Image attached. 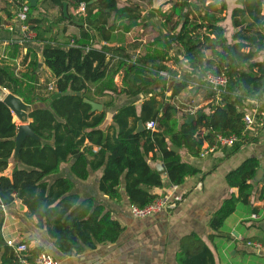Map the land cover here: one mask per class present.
Returning a JSON list of instances; mask_svg holds the SVG:
<instances>
[{"label": "trees", "instance_id": "obj_1", "mask_svg": "<svg viewBox=\"0 0 264 264\" xmlns=\"http://www.w3.org/2000/svg\"><path fill=\"white\" fill-rule=\"evenodd\" d=\"M17 1L12 0L16 11ZM64 2L41 0L38 7H31L27 25L36 38L24 44L22 70L17 72L12 60L0 56V87L28 105L40 106L30 114V126L46 141L27 138L20 151L25 169L11 172L19 125L0 102V264H18L15 248L3 235L5 210L16 203L37 219V227L46 232L58 253L79 256L103 244H116L124 228L103 201L96 197L81 200L76 182L101 174V196L118 203L126 198L131 206L145 208L160 197L154 191L162 190L165 181L170 187H180L200 174L190 159L200 158L206 143L215 144L216 135L239 138L230 149L218 147L223 154L219 164L258 143L264 130V57L259 59L264 54V0H236L232 43L223 26L226 0H169V10L155 9L145 16L138 6L121 5V0H67L68 17ZM81 4L86 5L85 14H72L71 9L77 11ZM12 7L7 5L10 21L16 17ZM153 19L159 21L160 29L143 54L133 58L125 45L112 46L119 33L146 28ZM76 24L79 36L61 42L59 35ZM2 31L0 27V35ZM6 39L10 44L17 41L10 36ZM32 44L39 46V52ZM20 49L14 44V51ZM224 69L229 82L217 103L204 78ZM66 92L83 96L63 95L48 108L44 106L53 95ZM184 92L207 103L195 112L196 121L190 125L185 123L186 114L179 118L181 108L174 103ZM121 97L123 102H119ZM102 98L109 100L101 113L92 112L84 102L101 103ZM256 103H261L258 109ZM255 109L256 125L247 130L244 117ZM111 111L112 122L103 130ZM140 121L145 126L154 122L156 129L138 134ZM159 163L166 170V180L157 170ZM63 170L67 176L61 175ZM260 171L263 177L259 180ZM226 184L238 193L227 195L211 213V233L206 239L195 232L181 238L175 264H225L222 243L232 241L225 227L238 205L260 214L261 208L253 206L251 198L256 186L263 184L259 199L264 202L261 160H244L227 174ZM244 241L259 242L264 248V230ZM239 245L246 246L235 243L236 248ZM42 252L45 249L38 246L27 253L33 261Z\"/></svg>", "mask_w": 264, "mask_h": 264}, {"label": "crops", "instance_id": "obj_2", "mask_svg": "<svg viewBox=\"0 0 264 264\" xmlns=\"http://www.w3.org/2000/svg\"><path fill=\"white\" fill-rule=\"evenodd\" d=\"M123 2L126 3L128 0H124ZM7 5L13 6L11 10L12 14L15 15L16 13L12 0H0V27L3 29L0 35V56L1 58L12 60L15 68L20 71L23 68L22 59L25 55V47L24 44H19L16 41L15 44L21 48L20 52H16L13 50L14 44L6 41V38L9 36L15 40H19L21 36L17 29L19 23L16 21V17L13 21H10L7 17ZM159 5L161 6L157 8L154 4L153 8L147 11L141 7L139 8L143 10L142 14L145 16L151 13L152 10L161 9L163 5L167 7L170 5L172 7L169 4V0H159ZM50 12L55 14L56 10L51 9ZM71 12L74 14L76 11L71 9ZM78 26L79 24L70 26L67 34L59 35V40L66 42L69 36H79L80 28ZM12 27H15V32L11 31ZM138 28L143 29L142 27ZM57 33H55V37ZM31 46L39 52L40 48L38 45L32 44ZM14 55L16 57L12 58ZM168 65L172 67L173 64L170 63ZM174 69L177 70V68ZM184 94L186 95L185 92ZM198 97L201 102L205 105L207 104L200 96ZM186 115L188 116L189 114L186 112ZM180 116H182L181 112ZM112 117L113 115L110 120L105 121L102 126L103 130L111 124ZM260 137L258 143L244 147L240 153L219 164L218 160L223 157V154L218 151L203 159H190L191 164L200 170V174L196 177L188 178L185 184L178 187L176 191H173L172 187L168 186V182L165 181L164 188L162 190L157 189L154 193L160 196L169 195L172 202L166 211L145 219L133 217L131 205L126 198L118 203L109 201L106 197L99 194L98 180L101 174L97 175L95 184H89L91 180L83 183L76 182V193L80 196L81 200L96 197L103 201L124 228L116 244H103L98 246L97 249L88 250L79 256H63L53 248L52 241L46 232L37 227V219L30 218L27 215V208L23 207L21 203H16L13 207L5 210L4 238L6 241L13 240L17 244L29 242L28 247L30 249L41 246L45 249V252L56 256L61 264H175V256L180 248L181 238L195 232L206 239L211 233L209 228L211 213L227 195L233 192L235 194L238 193L237 190H230L228 188L226 184L227 174L250 157L258 158L264 165V130ZM215 166L217 168H214ZM162 176L164 179L167 177L166 173L162 174ZM262 189L263 184H258L256 186V193L251 198L253 206L261 208L260 214L257 215L259 217L258 223H256L257 221L254 222L251 218L254 215L251 213V208L243 206L240 212L236 211L231 216L234 217L232 225L227 226L226 223L225 230L227 232L231 234L235 231L244 238L262 235V229L264 230V202L259 199ZM247 220L251 223L247 222L246 226H248L246 228L242 222ZM242 226H244L242 230L244 235L237 228H242ZM242 250V245H239L236 251L242 252ZM236 251L230 253L231 257L227 255L231 262L233 258L237 257ZM224 253L226 254L225 251ZM251 253L252 251L249 250V255H252Z\"/></svg>", "mask_w": 264, "mask_h": 264}, {"label": "built area", "instance_id": "obj_3", "mask_svg": "<svg viewBox=\"0 0 264 264\" xmlns=\"http://www.w3.org/2000/svg\"><path fill=\"white\" fill-rule=\"evenodd\" d=\"M17 11H16V21L19 23L18 30L21 34L17 43L25 44L26 41H33L36 38V34L32 32L31 28L27 25L29 11L31 9L29 0H18L17 1ZM86 12V5L81 4L80 9L74 12V15L81 16ZM12 32H15V27L11 28ZM16 42H13L15 44ZM18 72V70H17ZM163 76L168 77L166 73H163ZM205 83L215 92V102L219 103L221 100V96L226 92V88L229 82V77L227 75L226 69H224L221 73L209 72L206 74L204 78ZM257 109L261 106V103L255 104ZM257 109L253 111H249L245 117L244 122L246 125V129L249 130L256 125V113ZM196 111L191 110L188 111V114H195ZM146 129L154 131L156 129V124L154 122H148L146 124ZM239 138L235 135L225 137L222 135L215 136V144L211 145L210 143H206L202 148L200 158H206L210 154H214L218 151V147L221 148H232L237 142ZM163 178V176H162ZM164 179V178H163ZM167 177L164 179L166 180ZM173 191L178 189V186H172ZM172 202L171 197L160 196L156 199L151 205L145 208H139L136 206H131V213L136 219H145L151 217L153 215L159 214L161 212L166 211ZM253 220H258V216L256 214L251 217ZM232 242L246 244V246L253 250L254 254H263L264 248L259 242H245L244 237L235 234L232 232L231 234ZM8 245L15 248L17 256H18V264H61L58 260L54 259L51 254L48 252H42L38 256L31 261V256L27 253L29 247L26 243H15L13 240L7 241Z\"/></svg>", "mask_w": 264, "mask_h": 264}, {"label": "rangeland", "instance_id": "obj_4", "mask_svg": "<svg viewBox=\"0 0 264 264\" xmlns=\"http://www.w3.org/2000/svg\"><path fill=\"white\" fill-rule=\"evenodd\" d=\"M123 1L124 0H121V3H120L121 5H123V3H124ZM226 1H227V5H228V10L225 14L226 17H225V20L223 22V26L225 27V30H226V36H227L228 42L232 43L233 42L232 41V35L235 31L233 28V25H232V11L234 10L235 7H237V3H236V0H226ZM128 2H130L134 6L141 7L146 11L152 9L153 8L152 6L154 4L157 8L161 6V5H159V0H128ZM168 8H171L170 5L168 7L166 5H163L161 7V9L163 11L167 10ZM159 29H160L159 21L157 19H153V20H151V22H149V26L147 28H143V29L135 28L130 34H127V35H122L121 33H119L118 35H116V39L112 45L117 46V45L123 44V45L127 46L129 51L131 52L132 57L136 58L140 54H143L145 52L147 43L152 38H154L158 35ZM208 54L210 55V53H208ZM263 57H264V54L259 59H262ZM171 68L172 69L177 68V70H178L179 67L172 65ZM116 83L119 86L121 85V78L119 76L116 77ZM183 94L184 93H182L179 97H177V99L174 102L175 104H177L181 108L180 112L182 113V116L179 115L180 119H182L183 116L186 114V112H188L190 110L197 111L201 108H204L205 104L200 101V98L198 96H193L190 93H186V95L185 94L183 95ZM122 98L123 97H121L119 99V102H123ZM108 100H109L108 98H102L100 100L101 103H99V104L103 105V103H106ZM112 115H113V112L112 111L109 112L107 115L106 121L110 120ZM17 124H19L18 120H17ZM61 175L67 176L68 173L65 172V170H63ZM96 178H97V176L94 175V177L91 178V181L89 184H95ZM80 183H82V182H80ZM255 193H256V191H255ZM243 206L244 205L239 204L237 212H240V210H242ZM233 218L234 217H231V219L228 220L227 226L232 225V223H233L232 219ZM247 222L251 223L248 220L243 221L242 223L244 226H246V224H248ZM254 222H256V221H254ZM256 223H258V221ZM244 226H242V228L237 227L238 231H240L241 234H243V235H244V233L242 232V230L244 229ZM247 226H246V228H247ZM237 228H236V230H237ZM234 233L237 234V232H235V231H234ZM221 248H222L221 253H222L223 257L225 258L224 259L225 264H264V259L261 257V255H263V254L262 253L261 254H254L253 250L246 247L245 245L243 246L242 252L236 251L237 248L235 247L234 242L232 244L231 241L226 242L224 244L222 243ZM249 250L252 251L251 254L253 256L249 255ZM224 251L226 252V254L224 253ZM233 251H236L237 257L233 258V261H232L233 263H232L231 260L228 258V256L231 257L230 253Z\"/></svg>", "mask_w": 264, "mask_h": 264}, {"label": "water", "instance_id": "obj_5", "mask_svg": "<svg viewBox=\"0 0 264 264\" xmlns=\"http://www.w3.org/2000/svg\"><path fill=\"white\" fill-rule=\"evenodd\" d=\"M30 6L32 8L38 7V4L41 2V0H29ZM63 12L66 17H68V2L65 0L63 3ZM40 67H42V64H40ZM63 95H76V96H83L81 93H73V92H66L64 94H55L50 98L46 103L45 107H49L51 103L62 97ZM0 102L4 103L13 113L15 118L19 122L18 126V131L17 134L14 138L15 142V149L12 158L10 159V171L12 172L14 169H25V165L22 163L20 159V151L21 148L26 141L27 138H32L36 141H40L43 144H46V141L42 140L40 137H38L34 131L32 130L30 124V114L38 109L40 106L37 105H28L22 101L18 96L14 95L13 93L7 91L6 89L0 87ZM84 102L92 107V112H103L104 106L102 104H99L98 102H93L88 99H84ZM196 121V116L195 114H189L187 116V119L185 121L186 124L190 125ZM146 131V126L144 125L143 121H140L138 123V128L136 133H142ZM171 150L175 152H179V149L171 146ZM157 170L159 174H165L166 170L163 167L162 164L157 165ZM263 176V171H260L258 173V179Z\"/></svg>", "mask_w": 264, "mask_h": 264}]
</instances>
